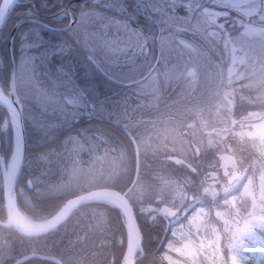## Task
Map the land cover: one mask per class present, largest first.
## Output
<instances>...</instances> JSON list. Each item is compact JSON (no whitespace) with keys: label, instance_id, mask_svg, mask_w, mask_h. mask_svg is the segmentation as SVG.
<instances>
[{"label":"snow or ice","instance_id":"1","mask_svg":"<svg viewBox=\"0 0 264 264\" xmlns=\"http://www.w3.org/2000/svg\"><path fill=\"white\" fill-rule=\"evenodd\" d=\"M13 4L0 0V20ZM134 7L153 17L159 31L149 36L132 21L95 11L76 17L68 9L78 35L56 49L69 59L83 50L114 79L131 73L155 48L147 70L124 81L131 91L114 107L107 101L74 105L56 78L47 87L33 84L42 127L56 128L69 114L100 115L114 118L131 141L110 147L103 129H84L38 153L40 173L26 184L38 197L62 195L54 211L41 212L33 202L23 211L18 206L24 192L17 184L25 162L23 107L14 86L0 90L6 109L0 130L13 133L10 156L0 161V264H139L141 256L146 264H264V0H213L212 6L164 0ZM206 50L220 57L219 103L208 118L174 107L180 101L169 92L195 90L209 64ZM238 62L242 70H236ZM144 115L156 119H138ZM101 147L118 163L98 169L108 158L94 156ZM83 152L87 161L77 159ZM53 169L58 174L50 180ZM148 229L168 233L158 254L146 250Z\"/></svg>","mask_w":264,"mask_h":264},{"label":"flooded vegetation","instance_id":"2","mask_svg":"<svg viewBox=\"0 0 264 264\" xmlns=\"http://www.w3.org/2000/svg\"><path fill=\"white\" fill-rule=\"evenodd\" d=\"M20 1V4H24L25 7H32V9L28 11V13H24L23 16L18 20L22 18H33L38 20L40 23L37 22L28 24L33 25V27H31L32 29L41 30L44 33L41 37L47 41L52 42L46 43V46L50 47L51 53H49L48 51H42V46L39 44L32 45L27 50H21L18 44L15 49V44L20 42V40L23 41L27 39L28 35L36 32L35 30H30V32L26 31L22 38H18L19 30L22 29L24 25L16 31L13 39L12 55H14L13 53L15 52V56L19 59L21 54L27 56V54L29 53L28 55L33 56V61L36 65L33 69L36 72V75L32 79L29 77V80L25 85L26 90L24 92L20 91V101L23 107L26 153L25 162L22 164L20 173L17 178L18 186L24 189V192L19 194L18 196V206H20L23 211V209H25L26 207H31L33 202L34 205L39 207L41 212L48 213L54 211L56 207L62 202L64 197L60 194L38 197L33 189L27 186L26 180L30 177L38 176L40 173V166L35 161V157L38 153H42L48 149L58 147L66 137L74 136L84 129H88L91 131L96 128H101L104 130L107 136L115 138V143L117 145L119 143L120 145H124V134L125 136H127L130 143L131 141L123 127L119 123L114 122V118L108 119L100 115L93 116L90 114H80L72 116L69 114L68 116H66L63 123L56 128L48 129L46 126H41L42 117L40 115V108L37 106V103L34 99V83L41 87H47L51 82L49 78H56L61 82V91L67 96L68 99L73 101L74 105H80L83 102L87 101L89 104L95 107L101 103L106 102V93L104 86L106 74L102 73L101 70H99L87 59V54L83 50H78L70 59L67 57H62L56 50L59 43L71 42L78 35V28L74 23H70L72 17L66 14L67 10L72 9L73 14L76 17H79V13L83 9H88L85 6L87 0ZM10 17L11 14L9 15L7 21L2 27V31L0 32V86L4 91L8 90L9 82V59L8 68L6 65V52L8 56L6 46V28L8 27ZM15 23H13V25ZM44 24L54 28H63L67 25L70 26L65 30L57 31L44 26ZM13 25L11 26V28L13 27ZM51 32H54L56 34L54 39L48 37ZM29 39L32 40L31 37H29ZM47 56H49L50 58V64L48 63L49 61L46 62ZM58 68L68 73L71 79H67L64 75H62V73L58 71ZM172 91L176 95L177 92L180 91V89L176 88L172 89ZM186 95L187 93L183 95V99L188 100ZM196 110L197 109H195L194 111ZM255 110L257 111L259 109ZM164 111L167 110L165 109ZM3 113L6 114V111L3 107L0 106V114ZM10 134V127L8 129L0 130V159L3 158L4 162H7L9 157ZM32 145L35 146L36 150L33 152H29L28 149H30ZM105 155L106 153L104 147H101L94 154L95 157H103ZM77 159L87 161L89 159L88 153H81L80 156L77 157ZM101 166H103L104 168H108L107 161H103L102 165L97 164L98 169ZM57 174V170L53 169L52 175L49 176V179L55 180ZM31 210L32 209H29V211ZM24 214L28 215L27 212H25ZM29 218L31 217L29 216ZM113 225L116 226V231L118 232L119 220L115 215L113 216ZM167 236L168 233L163 230L153 231L151 229H148L146 231V250L148 252L154 250L158 254L159 251L162 250L163 244L167 240ZM61 247H63V241L55 246L56 251H59ZM146 259V256L139 257V264H146ZM26 264H48V262L40 259H30L26 262Z\"/></svg>","mask_w":264,"mask_h":264},{"label":"rangeland","instance_id":"3","mask_svg":"<svg viewBox=\"0 0 264 264\" xmlns=\"http://www.w3.org/2000/svg\"><path fill=\"white\" fill-rule=\"evenodd\" d=\"M197 1H200V3L199 2L198 3L201 6H212V4H213V0H197ZM163 2H164V0H87L85 6L88 9H83L79 13V15L82 14L84 11H95L98 15L103 16L106 19L115 18V19H118L122 22L132 21L135 25H138L144 31V33L146 35L151 36V35L155 34V31L153 30L152 26L150 25V23H153V20L151 18L147 17L148 14L143 11L142 7L139 10H137L134 7V5H136V6H142L145 4H147V5H159V4H162ZM31 27H33V25L27 24V25H24L22 27V29L19 30L18 38H20V37L22 38L24 36V34L26 33V31L30 32V30H35L36 32L32 33L31 35H28L27 39H25L23 41L20 40V42H18L17 44L14 45V48L16 49V46L19 44V46H20L19 48H21V50L22 49L27 50L32 45L39 44L42 46V51H48L49 53H51L50 47L46 46V43H48V42L51 43L52 41H47V40L43 39L41 36L44 33L41 30L32 29ZM55 36H56V34L54 32H51L50 35H48V37H51L52 39H54ZM29 37H31L32 40L29 39ZM186 38H190V37H186ZM32 49H34V48H32ZM155 51H156L155 49H152L151 54L148 57L144 58L142 61H140L139 66L136 69H134L131 73L121 71L120 73H118L116 75V77L114 79L109 78L106 75V79H105V83H104L105 93H106V101L110 102L111 106L114 107L115 102L117 100L122 99L125 95H127L131 91L130 87H128L124 81L143 74V72H145L147 70V67L151 63V60L154 56L153 54ZM13 54H14L13 57H14V63H15L16 92H17V97H19V99H20V91L24 92L26 90L25 85H26V82L29 80L28 78L30 77L32 79L36 75V72L33 70L36 65L33 61V56L28 55L29 53L27 54V56H24L21 54L19 59H18V57L15 56V52ZM237 55H238V57H244L245 53L238 51ZM249 55H251V54H249ZM49 59H50L49 56H47L46 62H48ZM211 59L214 60L213 64H211V62L209 63V64H211V66H210L211 72H210V70H207V73L216 77V73L219 72V68H217L216 65H218L220 63V57L218 55L217 58L212 57ZM48 63L50 64V61ZM230 63H231V53L229 52L227 54L226 64H230ZM207 68H208V66H207ZM243 68H244V65H242L238 62L236 65V70H242ZM224 71L226 74L227 68ZM197 77H201V76L198 74ZM206 77L208 79V75H206ZM210 79H212V78H210ZM211 85H212V87H210V89L207 90V92L205 93L204 96H202L203 93L201 92L203 90V88H197V89L195 88L194 91H193V89H187V91L184 94L187 93L186 97L189 98V100L183 99V96H180L177 94L175 95L174 94L175 90L173 92L172 89H170L169 92H170L172 100H179L180 101V104L176 105L174 107L182 108L184 106H187V107L192 108L193 110L197 109L196 112H199V113L203 114L205 116V118H208V116L211 114V112L214 111V105L219 103V100L215 96L216 92H217L216 85L214 83H211ZM134 103L135 102L133 101V106H134ZM169 104H171V100L169 101ZM164 110L165 109L161 105V111H164ZM251 110L256 111L255 109H251ZM238 118H239V116H238ZM108 119H110V118H108ZM138 119L155 120L156 116L155 115H152V116L144 115L142 117L138 116ZM111 120H113V119H111ZM108 137L114 143L110 147H115L116 146L115 138L114 137L112 138L110 136H108ZM9 140H10V138H9ZM118 145H120V143ZM106 155L108 157L106 160L107 161V167H109V165L111 163H118V160H115L113 158V154L106 153ZM115 155L118 156L119 152H116Z\"/></svg>","mask_w":264,"mask_h":264},{"label":"trees","instance_id":"4","mask_svg":"<svg viewBox=\"0 0 264 264\" xmlns=\"http://www.w3.org/2000/svg\"><path fill=\"white\" fill-rule=\"evenodd\" d=\"M200 3V1H197ZM32 9V7H25L24 4H16L15 7L13 8L12 10V13H11V17L9 18V24H8V27L6 28V46H7V37H8V34H9V31L11 29V26L13 25V23H15L20 17L23 16L24 13H28V11H30ZM149 18H151L153 20V23H150V25L152 26L153 30L155 31V33L157 31H159V25L158 23L154 20L153 17L151 16H147ZM205 57L207 58V60L209 61V63L211 62V64H213V61L211 58H217L218 57V54H215L213 55L212 53L208 52L207 50L205 51ZM219 61V60H218ZM211 64H208V68H206V70L204 72H201L199 73V75L201 77H197V83H196V88H203V90L201 91L203 93L202 96L205 95V93L207 92L208 89H210V87H212L211 83H214L216 85V82H217V77H214L212 76L211 74H208L207 73V70H210L211 72ZM6 65H7V68H8V56H7V52H6ZM226 69V68H225ZM224 69V70H225ZM206 75H208V79L206 77ZM226 75V74H225ZM205 76V77H204ZM212 78V79H210ZM205 80V81H204ZM239 82H237V86H238ZM212 89V88H211ZM201 96V97H202ZM216 96V95H215ZM200 97V98H201ZM189 100V98H188ZM249 109H256V108H249ZM234 111L238 114L240 109L237 107V108H234ZM4 114H0V121L2 120V118L4 117ZM238 116L239 115H236L235 118L238 119ZM126 137V138H125ZM123 144L124 146H128L130 144V142L128 141V138L127 136H125L124 134V140H123ZM36 148L34 145L31 146L30 149H28V151L30 152H33L35 151Z\"/></svg>","mask_w":264,"mask_h":264},{"label":"water","instance_id":"5","mask_svg":"<svg viewBox=\"0 0 264 264\" xmlns=\"http://www.w3.org/2000/svg\"><path fill=\"white\" fill-rule=\"evenodd\" d=\"M18 2H19V0H14V4L7 11V13L5 14V17L3 18V20H0V30L4 26L6 20H7L8 16H9V14H10V12L12 10V8ZM37 22H39V21L36 20V19H33V18H23V19H20L19 21H17L13 25V27H12L10 33H9L8 42H7L8 56H9V83H8V90L10 88H12L13 86L15 87V64H14L13 55H12V42H13L14 34L17 31V29L19 28L20 25L25 24V23H37ZM44 26H46V27H48L50 29H53V30L61 31V30L67 29L70 25H67L66 27H63V28H54V27H51V26L45 25V24H44ZM0 90H2L1 87H0ZM15 95L17 96V94H16V88H15ZM22 132H23V139H24V152H26V140H25V131H24V125H23V118H22ZM11 136H13L12 129H11ZM11 142H12V137H11ZM9 156H10V154H9ZM0 161H4L3 158H1ZM20 170H21V167H20V169H19V171L17 173V178H18V175L20 173Z\"/></svg>","mask_w":264,"mask_h":264}]
</instances>
